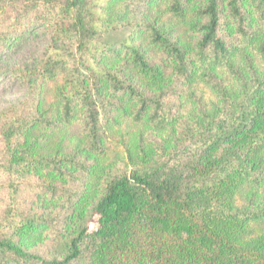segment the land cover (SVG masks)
Returning a JSON list of instances; mask_svg holds the SVG:
<instances>
[{
	"label": "trees",
	"instance_id": "obj_1",
	"mask_svg": "<svg viewBox=\"0 0 264 264\" xmlns=\"http://www.w3.org/2000/svg\"><path fill=\"white\" fill-rule=\"evenodd\" d=\"M96 2L0 0V44L32 19L33 32L58 28L62 44L44 53L37 73L64 85L60 125L24 120L3 134L9 158L0 157V176L23 169L64 177L67 167H80L103 181L92 203L86 190L37 183L66 204L68 217L2 220L0 264H264V0H108L101 13ZM172 27L191 42H173L164 32ZM120 30L129 31L124 40L103 44ZM142 38L170 62L171 75L148 60ZM129 66L155 95L129 82ZM77 124L100 159L109 153L104 125L162 137L123 142L116 174L34 155L47 134L31 138L33 129ZM49 236L57 244L48 259L20 244Z\"/></svg>",
	"mask_w": 264,
	"mask_h": 264
},
{
	"label": "rangeland",
	"instance_id": "obj_2",
	"mask_svg": "<svg viewBox=\"0 0 264 264\" xmlns=\"http://www.w3.org/2000/svg\"><path fill=\"white\" fill-rule=\"evenodd\" d=\"M107 1L97 0L95 12L101 13V6ZM35 22L36 20L32 19L23 23L19 29L10 28L9 30L15 34L8 41L0 44L1 161L4 160V157L7 160L9 158L7 152L2 157L5 148L3 145V134L12 123L15 122L16 125L20 126L24 120H37L43 123L61 124L58 92L64 85L59 81L53 84L44 82L37 71L41 65L44 53L49 49L60 46L62 41L57 36V31H54V29L58 30L56 26L41 28L33 32L31 24H35ZM170 29L165 28L164 32L173 42H178L180 45L185 46L191 42L190 37L182 30L177 27ZM128 33L129 31L127 30H120L104 36L102 39L104 40L103 44L108 45L122 41L127 37ZM137 41H139L142 51L147 55L148 60L154 66L161 68L166 75H171L172 67L170 62L150 45L149 40L142 38ZM116 64L110 63L109 66H121L122 62ZM10 74L14 76L20 74L21 78H18L19 80L17 81H9L8 76ZM124 75L128 77L129 82L144 90L148 95L153 96L156 94L154 89L148 87V84H145L135 75L132 67L126 68ZM206 98L210 100L212 97L207 95ZM184 100L187 109L191 108V102L186 98ZM184 113L187 114V112ZM104 129L107 132H105L107 141H105L104 147L109 153L103 159L90 153L87 139L79 124L68 130L59 129L56 126H43L33 129L31 138L47 134L44 138L37 137L39 141L34 155L51 160L71 159L79 166L85 164L89 169H94L93 166L95 165L102 170L104 175L116 174L122 169L123 142L135 139L136 141L144 140L147 144L159 143L162 137V135L158 136L144 127L129 124L123 125L119 130H111L105 125ZM83 170L80 167H67L64 170L66 173L64 177L51 174L46 170L38 171L36 177L23 172V169H16L15 173L6 174L3 172L0 176V199L3 197V201L0 203V225L1 223L4 224L2 220H5V218L19 214L26 215L29 218L37 217L44 220L47 218L63 220L64 217L67 219L68 210L66 204L60 201H52L41 194L37 183H50L65 191H71L73 194L86 190L89 194L90 202L96 201L102 190V175L96 170L95 179L90 181V177ZM85 182L89 187L84 186ZM14 188H17L18 191H13ZM86 212L85 208V210L81 211V215H85ZM70 223L75 227L78 220L75 221L73 219V222L70 220ZM64 230L65 228L62 225L59 231L63 236L65 235ZM55 241L56 237L50 238L49 236V238L45 237L37 244H31L29 238L20 241V244L27 246L37 255L48 259L56 247L57 243Z\"/></svg>",
	"mask_w": 264,
	"mask_h": 264
}]
</instances>
